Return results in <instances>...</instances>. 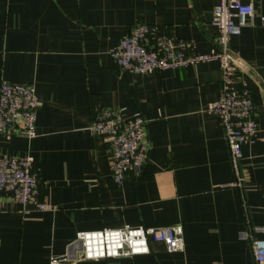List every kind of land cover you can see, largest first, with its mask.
Segmentation results:
<instances>
[{"label":"crops","instance_id":"obj_1","mask_svg":"<svg viewBox=\"0 0 264 264\" xmlns=\"http://www.w3.org/2000/svg\"><path fill=\"white\" fill-rule=\"evenodd\" d=\"M219 0H0V85H32L40 100L38 137L0 139V157L30 156L47 210L0 197V264H50L81 232L182 225L185 251L161 243L150 254L79 264H255L253 229L264 241V28L259 20L230 42L249 67L242 75L256 105L258 140L243 146L241 187L225 130L207 107L218 100L216 61L137 76L111 50L138 25L216 49ZM257 17L264 0H254ZM125 109L147 122L143 174L111 178L110 140L90 130L101 110ZM27 209L29 212H25Z\"/></svg>","mask_w":264,"mask_h":264},{"label":"built area","instance_id":"obj_2","mask_svg":"<svg viewBox=\"0 0 264 264\" xmlns=\"http://www.w3.org/2000/svg\"><path fill=\"white\" fill-rule=\"evenodd\" d=\"M257 18L264 28V16L257 17L254 0H219L214 9L212 26L218 31L216 49L210 54L196 53L193 40L180 39L162 32L157 25H138L111 50V57L128 74L151 76L156 73L216 61L220 64L222 79L218 100L207 107V112L220 120L230 150V159L237 172V186L250 181L247 170L240 171L242 148L258 140L255 120L256 105L247 89L243 74L248 65L230 50L233 38L244 28L254 26ZM40 100L36 88L3 82L0 85V139L10 141L19 135L28 140L38 137L37 118ZM91 132L110 140L112 181L121 186L127 176L143 174L149 157L150 144L147 122L140 114L125 117V109L101 110L95 116ZM9 195L14 202L39 212L47 210L41 200L40 178L30 156L0 157V197ZM25 212H29L25 209ZM253 229L242 234L250 241L255 264H264V241L254 238ZM161 243L168 253L185 251L182 225L166 228L124 226L119 229L81 232L68 253L52 258L50 264H79L133 258L150 254V244Z\"/></svg>","mask_w":264,"mask_h":264}]
</instances>
